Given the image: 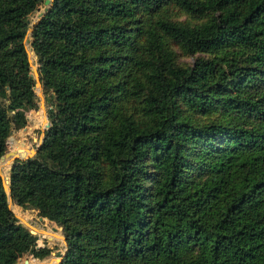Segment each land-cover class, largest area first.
I'll use <instances>...</instances> for the list:
<instances>
[{
  "label": "trees",
  "instance_id": "16d2710c",
  "mask_svg": "<svg viewBox=\"0 0 264 264\" xmlns=\"http://www.w3.org/2000/svg\"><path fill=\"white\" fill-rule=\"evenodd\" d=\"M45 2L0 0V159L39 108L44 8L48 123L9 182L58 264H264V0ZM3 183L0 264L48 258Z\"/></svg>",
  "mask_w": 264,
  "mask_h": 264
},
{
  "label": "rangeland",
  "instance_id": "374dc122",
  "mask_svg": "<svg viewBox=\"0 0 264 264\" xmlns=\"http://www.w3.org/2000/svg\"><path fill=\"white\" fill-rule=\"evenodd\" d=\"M42 12H44V8H40L35 14L31 16V28L34 23L39 20L40 14ZM30 29L26 43L28 44V50L32 63L34 67L37 68L36 59L29 46L31 34ZM189 60L192 61L191 59ZM38 88L39 87L36 88V92L39 98V108L37 110H32L28 114L29 123L26 126L28 128L26 132H23L25 127L20 131H13V134L9 139V153L4 155V158L0 160V172L3 176L5 184L7 185L9 205L15 216L20 221V223L24 224L40 238L38 249L50 248L52 250V255L44 260L37 259L35 253L30 252L24 255L21 260H19V264H58L61 260L60 255L64 254L66 249V241L64 240L61 227L50 222L48 219L41 217L37 210L33 208H26L25 206H20L15 203L11 197V191L9 190L10 183L8 182L10 181L9 172L15 157L19 155L26 157L30 154H34L37 147L43 142L44 139L46 126L48 123L47 104L43 86L41 88L43 98H41Z\"/></svg>",
  "mask_w": 264,
  "mask_h": 264
},
{
  "label": "water",
  "instance_id": "95a60500",
  "mask_svg": "<svg viewBox=\"0 0 264 264\" xmlns=\"http://www.w3.org/2000/svg\"><path fill=\"white\" fill-rule=\"evenodd\" d=\"M51 1L52 0H46V2H45V4L47 5V6H49L50 4H51ZM49 9H46V11H48ZM36 25V23H34V25L32 26V28L30 29V31L32 32L33 31V28H34V26ZM29 58H30V63H31V66H32V70H33V74H34V77H35V79H36V88L37 87H39V88H42V83H41V77H40V74H39V72H38V69L37 68H35L34 67V65H33V63H32V60H31V56H30V53H29ZM40 96H41V98H43L42 97V93L40 94ZM47 118H48V116H47ZM27 127H25L24 129H23V132H26L27 131ZM12 140V139H11ZM10 143V142H9ZM41 145V144H40ZM40 145L37 147V149H36V151L34 152V154H30V155H28V156H26V157H22V156H17V157H15V160H18V159H22V160H26V159H29V158H31V157H33L37 152H38V149H39V147H40ZM4 158V156H2L1 157V159H3ZM0 159V160H1ZM14 160V161H15ZM2 178H3V176H2ZM3 182H4V180H3ZM9 182V181H8ZM10 183V182H9ZM4 184V188H5V190L7 191V185L5 184V182L3 183ZM9 190L11 191V189H10V187H9ZM62 229V228H61ZM32 231V230H31ZM32 233H34L33 231H32ZM35 234V233H34ZM64 240L66 241V238L64 237ZM66 246H67V243H66ZM65 254V253H64ZM64 254H61L60 255V257H61V260L59 261V263L62 261V259H63V257H64ZM21 260V259H20Z\"/></svg>",
  "mask_w": 264,
  "mask_h": 264
},
{
  "label": "bare ground",
  "instance_id": "6f19581e",
  "mask_svg": "<svg viewBox=\"0 0 264 264\" xmlns=\"http://www.w3.org/2000/svg\"><path fill=\"white\" fill-rule=\"evenodd\" d=\"M38 90H39V91H38V92H39V94H41V88H38ZM52 233H53V232H52ZM61 236H62V235H61ZM51 239H52V238H51Z\"/></svg>",
  "mask_w": 264,
  "mask_h": 264
}]
</instances>
